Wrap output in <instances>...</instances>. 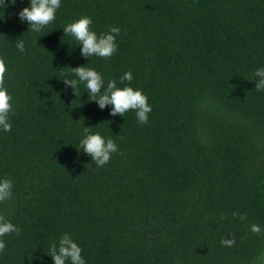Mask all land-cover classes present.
Instances as JSON below:
<instances>
[{"label": "trees", "instance_id": "16d2710c", "mask_svg": "<svg viewBox=\"0 0 264 264\" xmlns=\"http://www.w3.org/2000/svg\"><path fill=\"white\" fill-rule=\"evenodd\" d=\"M5 4L0 58L13 111L11 131L0 130V179L13 187L0 215L20 234L0 237V264H53L49 245L64 233L86 264H258L264 92L252 79L264 67V0H61L42 33L18 17L30 0ZM81 16L98 36L120 28L112 57L85 58L64 35ZM83 65L105 85L141 90L148 123L100 109L83 83L74 95L62 79ZM83 127L117 144L103 167L80 149Z\"/></svg>", "mask_w": 264, "mask_h": 264}, {"label": "clouds", "instance_id": "9594fccd", "mask_svg": "<svg viewBox=\"0 0 264 264\" xmlns=\"http://www.w3.org/2000/svg\"><path fill=\"white\" fill-rule=\"evenodd\" d=\"M9 4L14 5L16 0H7ZM7 5L5 0H0V8ZM61 6V0H30V6L23 7L18 12L21 21H26L31 30L36 33H42L43 29L51 24L56 18V11ZM92 19L89 16H81L75 21L66 24L63 27L64 35L72 36L77 45L80 46V54L89 58L92 56L100 57L105 60L112 57L117 50L116 36L120 34V28L109 26L107 32L100 34L91 30ZM16 47L20 52L25 51V45L22 40L16 41ZM70 72L75 79H62L65 86H70L76 95L79 84L83 83L88 93V100L97 103L100 109L111 105L110 115H124L129 111H134L137 121L141 124L148 123V114L152 111L148 98L139 89H133L130 86L117 87L116 80L112 79L105 85L103 76L91 67L77 66L69 67ZM7 67L4 59L0 58V130L11 131L9 115L13 111L12 97L4 87ZM120 82H130L133 77L131 72H125L120 78ZM255 89L264 92V67L257 68L254 72ZM103 88V91L101 89ZM83 137L79 141L80 149L91 157V161L97 167L106 165L113 153H118L117 144L111 138L105 139L99 133H91L89 127H83ZM123 155V153H119ZM13 183L10 178L0 179V202L7 201L12 197ZM234 217L241 220L246 219L244 215L233 213ZM253 233H261L260 226L253 224L250 226ZM16 233L20 234V229L11 223L4 215H0V237ZM222 244L226 247H232L235 239L224 238ZM6 244L0 239V253L4 252ZM82 249L74 242L68 234H62L57 241L49 245L48 255L53 264H86L81 255ZM258 264H264V256L259 258Z\"/></svg>", "mask_w": 264, "mask_h": 264}]
</instances>
